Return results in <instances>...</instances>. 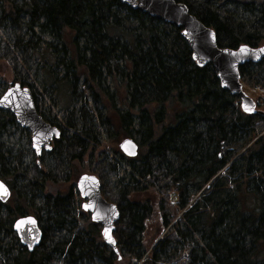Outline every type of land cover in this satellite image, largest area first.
Here are the masks:
<instances>
[{
    "label": "trees",
    "instance_id": "obj_1",
    "mask_svg": "<svg viewBox=\"0 0 264 264\" xmlns=\"http://www.w3.org/2000/svg\"><path fill=\"white\" fill-rule=\"evenodd\" d=\"M174 1L214 31L219 48L264 45V0ZM0 29L12 34L0 61L13 74L21 62L13 82L31 91L42 120L61 132L50 152L29 158L28 149L6 147L8 126L29 133L0 110V180L11 191L0 204L7 255L0 264H132L144 258L141 241L155 211L163 234L142 264H264V113L240 111L214 68L193 61L180 28L119 0H0ZM44 36L56 44H44L41 73L67 106L80 101L78 121L72 112L65 125L45 114L28 78V53ZM238 73L264 107L254 88L264 90V59ZM101 129L114 153L122 139L137 138V156L126 159L131 189L122 185L120 197L106 200L120 211L116 252L88 215L83 221L73 213L82 202L77 177H98V156L86 171L79 163L96 155ZM26 216L41 226L32 251L13 231Z\"/></svg>",
    "mask_w": 264,
    "mask_h": 264
},
{
    "label": "water",
    "instance_id": "obj_2",
    "mask_svg": "<svg viewBox=\"0 0 264 264\" xmlns=\"http://www.w3.org/2000/svg\"><path fill=\"white\" fill-rule=\"evenodd\" d=\"M119 1L133 11H140L153 19L180 28L181 37L188 44L193 61L198 67L210 65L214 68L220 87L228 91L230 95L236 96L240 101V111L247 115L262 113L256 110V104L242 89L238 71L245 64L253 65L263 60L264 52L260 50L264 49V46L251 49L241 45L248 49L247 53H241V47L236 50L219 48L214 31L204 27L199 20L189 14L183 4L176 3L174 0ZM245 108H248L249 111H245ZM0 109L10 112L17 124L31 134L32 150L36 155H39L42 150L49 152L51 150L50 142L57 140L60 136L61 132L57 127L43 121L38 115L34 98L26 87L17 83L11 84L0 97ZM125 141H130L131 144L126 145ZM118 149L127 158H134L137 155V144L130 138L121 140ZM3 185L6 187L4 183ZM6 189L8 194L6 197L0 196L1 204L10 197V191L7 187ZM75 190L83 201L82 212L89 214L92 224L100 226L102 244L116 252V241L112 233L120 217L117 206L102 198L99 179L93 175L82 174L75 184ZM85 205H89V207L85 208ZM29 218L34 223L29 222ZM22 221L23 223H21ZM13 226V231L24 248L32 251L38 247L42 238L40 226L37 225L35 218L31 216L19 218ZM105 229L109 230L111 242L104 235Z\"/></svg>",
    "mask_w": 264,
    "mask_h": 264
},
{
    "label": "rangeland",
    "instance_id": "obj_3",
    "mask_svg": "<svg viewBox=\"0 0 264 264\" xmlns=\"http://www.w3.org/2000/svg\"><path fill=\"white\" fill-rule=\"evenodd\" d=\"M12 34L11 30H1L0 29V48L3 49L7 42L11 39ZM42 42L39 45V48L36 50H31L28 53V59L27 62L29 63V69L27 71L28 78L30 81H32V86H34L35 93L37 94L38 100L42 104V111L49 115L50 118L57 120L61 125H65L66 122H68L67 118L70 117V113H74V118L77 119L76 112L79 109L80 101H74L71 104L67 106L65 102L61 101L59 95L57 94V91L54 89H50L47 85V79L44 78V74L41 73V67H42V61L43 57L46 56L45 54V43H51V45L56 44L55 39H49L46 36L41 37ZM20 60V58L18 59ZM21 62H18L17 67H15V74L19 73ZM14 69H12V66L6 62V61H0V91L5 90L10 83H13V79L15 74H13ZM18 75V74H17ZM106 86H108L110 89H112L111 83L109 80H106ZM245 92L248 94V96L255 100V94L254 92L249 91L248 89L245 90ZM90 106V103H88L87 107ZM67 107V108H66ZM257 107V102H256ZM259 111H262L264 113V107H257ZM71 121V120H70ZM73 121V120H72ZM78 121V119H77ZM80 125V123H78ZM8 132L2 137V140L5 142L6 147L13 148L14 150L24 148L29 150V154L31 152V155H29L31 158L32 155L34 156V152L32 151V145L30 143V134L27 136L25 133H20L17 131L16 127L14 126H8L6 129ZM106 130L101 129L102 134L98 137L99 141L102 143V145H99L97 147V150L95 152L96 155H94L92 158L91 156H88L84 158L80 163V172L82 170L86 171L90 165H93L97 161L98 156V166L96 167L98 170V178L100 180L101 185V195L102 197L107 200L108 197H120V193L118 192L120 189H123L124 187L128 190L131 189V181L132 178L131 175H129L130 168L129 164L126 162V158L122 155V153L116 148V154L113 152L114 146H111L109 143H107L106 135L104 134ZM71 133V131H69ZM132 139H137L134 136ZM120 155H122V158H120ZM46 156H44L45 158ZM27 160V159H26ZM46 166H48L49 170H51L53 167L52 160L46 159L45 160ZM90 164V165H89ZM138 163H136L137 165ZM86 165V166H85ZM96 176V175H95ZM97 177V176H96ZM122 185H126L122 187ZM82 203V202H81ZM81 203H76V208L74 209V215L75 218L81 219L84 221L85 216H87V213H80V210L78 209L81 206ZM78 207V208H77ZM155 213L146 221L147 225L145 228L146 235L142 239L143 245H145V248L147 249V252L151 250L155 245L156 240L162 236V231L159 230V221H158V215ZM179 216V215H178ZM177 216V218H178ZM67 220H71L68 218ZM99 231V230H98ZM2 240V239H0ZM190 246V245H189ZM188 247H186L187 249ZM4 249V247H3ZM185 249V250H186ZM16 251V250H15ZM13 251V253L15 252ZM185 252L182 253L184 255ZM7 255L5 252L0 250V262L4 263L5 257Z\"/></svg>",
    "mask_w": 264,
    "mask_h": 264
},
{
    "label": "snow or ice",
    "instance_id": "obj_4",
    "mask_svg": "<svg viewBox=\"0 0 264 264\" xmlns=\"http://www.w3.org/2000/svg\"><path fill=\"white\" fill-rule=\"evenodd\" d=\"M261 52H264V49H261L260 50ZM240 52L241 53H247L248 52V49L247 48H245V47H241V49H240ZM7 98V96L5 97V99ZM245 111H249V109L248 108H245ZM125 144L127 145V144H131V142L130 141H125ZM123 147V146H122ZM134 147V146H133ZM7 189H6V187L3 185V183L2 182H0V196H7ZM89 207V205H85V208H88ZM94 219H95V217H94ZM29 222H33V221H31V218H29ZM21 223H23V221L21 222ZM34 223V222H33ZM104 235H105V237L107 238V239H109V241L111 242V237L109 236V230L108 229H105V232H104Z\"/></svg>",
    "mask_w": 264,
    "mask_h": 264
},
{
    "label": "flooded vegetation",
    "instance_id": "obj_5",
    "mask_svg": "<svg viewBox=\"0 0 264 264\" xmlns=\"http://www.w3.org/2000/svg\"><path fill=\"white\" fill-rule=\"evenodd\" d=\"M83 174H86V173H83ZM88 175H93V174H88ZM80 176H82V175H79L78 177H77V179H76V181H75V184H76V182H77V180L79 179V177ZM93 176H95V175H93ZM75 184H74V190H75ZM76 191V194L78 195V193H77V190H75ZM79 197V196H78ZM79 199H80V197H79ZM81 200V199H80ZM82 201V200H81ZM82 204H83V201H82V203H81V206H82ZM80 206V207H81Z\"/></svg>",
    "mask_w": 264,
    "mask_h": 264
},
{
    "label": "built area",
    "instance_id": "obj_6",
    "mask_svg": "<svg viewBox=\"0 0 264 264\" xmlns=\"http://www.w3.org/2000/svg\"><path fill=\"white\" fill-rule=\"evenodd\" d=\"M144 258H145V257H144ZM144 258H143L140 262H135V263H137V264L142 263V262L144 261Z\"/></svg>",
    "mask_w": 264,
    "mask_h": 264
},
{
    "label": "bare ground",
    "instance_id": "obj_7",
    "mask_svg": "<svg viewBox=\"0 0 264 264\" xmlns=\"http://www.w3.org/2000/svg\"><path fill=\"white\" fill-rule=\"evenodd\" d=\"M86 166V165H85ZM31 217H33V216H31ZM34 218V217H33Z\"/></svg>",
    "mask_w": 264,
    "mask_h": 264
}]
</instances>
